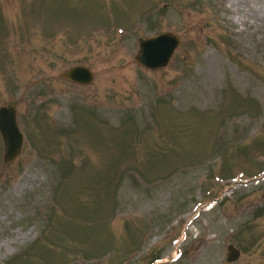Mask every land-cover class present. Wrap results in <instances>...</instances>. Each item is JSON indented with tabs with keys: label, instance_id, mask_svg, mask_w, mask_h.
<instances>
[{
	"label": "rangeland",
	"instance_id": "374dc122",
	"mask_svg": "<svg viewBox=\"0 0 264 264\" xmlns=\"http://www.w3.org/2000/svg\"><path fill=\"white\" fill-rule=\"evenodd\" d=\"M6 104L0 264H264V0H0Z\"/></svg>",
	"mask_w": 264,
	"mask_h": 264
},
{
	"label": "water",
	"instance_id": "95a60500",
	"mask_svg": "<svg viewBox=\"0 0 264 264\" xmlns=\"http://www.w3.org/2000/svg\"><path fill=\"white\" fill-rule=\"evenodd\" d=\"M180 41V37L172 31H165L146 38L141 37L135 58L141 66L148 69L165 67L170 62ZM61 76L79 84H88L94 78L93 71L85 65H75L62 73ZM0 132L5 144L4 164L16 161L23 151L25 136L18 125L15 104H6L0 107ZM220 200L219 198L216 201ZM239 256L240 250L230 244L227 260L232 262Z\"/></svg>",
	"mask_w": 264,
	"mask_h": 264
}]
</instances>
